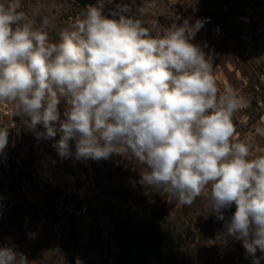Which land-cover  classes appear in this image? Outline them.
Masks as SVG:
<instances>
[{
    "label": "clouds",
    "instance_id": "obj_1",
    "mask_svg": "<svg viewBox=\"0 0 264 264\" xmlns=\"http://www.w3.org/2000/svg\"><path fill=\"white\" fill-rule=\"evenodd\" d=\"M21 6L0 0V102L14 104L38 139L59 134L53 147L61 158L135 159L148 169L141 183L181 205L209 189L210 211L224 221L225 236L260 264L264 154L233 142V116L245 101L235 90L219 91L212 55L193 43L207 21L185 19L153 36L133 16L109 18L102 6H88L52 42ZM13 127H0V154ZM255 133L264 137V127ZM0 264H28V258L0 246Z\"/></svg>",
    "mask_w": 264,
    "mask_h": 264
},
{
    "label": "rangeland",
    "instance_id": "obj_2",
    "mask_svg": "<svg viewBox=\"0 0 264 264\" xmlns=\"http://www.w3.org/2000/svg\"><path fill=\"white\" fill-rule=\"evenodd\" d=\"M21 4L19 10L52 42H58L59 33L88 6H102L109 18L133 16L153 36L185 19L194 23L202 13H212L215 21L205 23L193 43L212 55L219 91L235 90L245 101L233 116V142L251 144L253 156L264 154V137L255 133L257 126L264 127V0H21ZM119 5H128L129 12H119ZM63 107L62 103V111ZM12 122L8 146L0 154V246L16 247L28 264H117L122 258L121 264H137L127 256H132L138 231L152 213L167 219L172 235L158 256L145 264H253L242 243L225 236L224 224L210 211L209 189L191 206L181 205L162 189L141 183L148 169L135 159L61 158L53 147L59 134L38 139L22 124L14 104L0 102V127ZM37 130L43 132V126ZM99 185L114 189L116 196L104 195Z\"/></svg>",
    "mask_w": 264,
    "mask_h": 264
},
{
    "label": "trees",
    "instance_id": "obj_3",
    "mask_svg": "<svg viewBox=\"0 0 264 264\" xmlns=\"http://www.w3.org/2000/svg\"><path fill=\"white\" fill-rule=\"evenodd\" d=\"M201 20H206V23H213L215 21V17L210 12H204L200 16ZM22 176L24 175L23 172ZM100 191L106 195L109 196H116V191L114 189H106L104 186L99 185ZM114 198V197H113ZM224 224V221H221ZM71 228L75 232L76 230V224L71 221ZM138 237L137 241L132 249H134L132 256H127V260L129 258L136 260L137 264H145L149 262V260L153 257L158 256V253L169 243V240L171 238V230L170 225L167 222V219L162 218L160 215H156L154 213L151 214L150 217H148L145 222L143 223V228H141L140 231H138ZM74 242H78V237H76V234L73 236ZM136 249V250H135ZM121 253V258H122ZM121 263L125 261V259L122 258L120 260ZM118 262L117 264H121Z\"/></svg>",
    "mask_w": 264,
    "mask_h": 264
},
{
    "label": "water",
    "instance_id": "obj_4",
    "mask_svg": "<svg viewBox=\"0 0 264 264\" xmlns=\"http://www.w3.org/2000/svg\"><path fill=\"white\" fill-rule=\"evenodd\" d=\"M234 211H235V205H233L231 209L225 210L224 211L225 220H227L228 218H230V216L232 215V213H234Z\"/></svg>",
    "mask_w": 264,
    "mask_h": 264
}]
</instances>
